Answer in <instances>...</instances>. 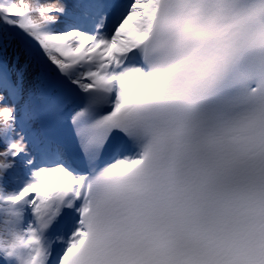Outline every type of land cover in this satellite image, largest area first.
Segmentation results:
<instances>
[{"label": "snow or ice", "instance_id": "obj_1", "mask_svg": "<svg viewBox=\"0 0 264 264\" xmlns=\"http://www.w3.org/2000/svg\"><path fill=\"white\" fill-rule=\"evenodd\" d=\"M0 264H264V0H0Z\"/></svg>", "mask_w": 264, "mask_h": 264}]
</instances>
